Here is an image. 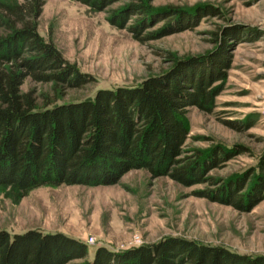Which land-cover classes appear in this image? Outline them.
<instances>
[{"label": "rangeland", "instance_id": "rangeland-1", "mask_svg": "<svg viewBox=\"0 0 264 264\" xmlns=\"http://www.w3.org/2000/svg\"><path fill=\"white\" fill-rule=\"evenodd\" d=\"M128 2L98 11L75 0H45L40 36L89 81L68 88L27 79L22 92L34 91L39 108H51L95 99L100 91L133 88L174 70L191 74L230 60L226 76L212 85L220 92L213 112L187 108L190 134L182 147V157L195 150L216 156L217 167L206 175L215 185L184 186L140 169L113 185H47L25 196L1 187L0 231L63 234L84 243L86 257L69 264L93 262L100 249L121 252L171 239L264 256V199L242 212L198 195L248 176L264 158V0H150L161 19L141 38L166 24L178 28L182 20L189 27L149 40L136 39L128 29L137 16L124 29L110 22L111 10ZM171 8L178 15H171ZM182 63L183 69L177 68ZM254 178L244 191L260 183Z\"/></svg>", "mask_w": 264, "mask_h": 264}, {"label": "trees", "instance_id": "trees-1", "mask_svg": "<svg viewBox=\"0 0 264 264\" xmlns=\"http://www.w3.org/2000/svg\"><path fill=\"white\" fill-rule=\"evenodd\" d=\"M75 1L103 11L120 0ZM44 5L45 0L20 4L0 0V188L13 187L25 196L47 185H113L140 169L184 186L215 185L214 178L206 175L217 167L216 156L195 150L192 156L182 157V147L190 134L187 108L213 112L220 92L212 85L226 76L230 60L191 74L174 70L133 88L100 91L95 99L40 109L34 91L22 92L27 79L68 88L89 81L40 36L38 20ZM169 10L178 15V10ZM156 11L150 0H129L111 10L110 22L124 29L128 19L137 16L128 29L141 40L189 27L182 20L178 28L166 24L141 38L160 21ZM251 177L260 183L254 181L244 191ZM198 195L250 212L264 199V158L248 176ZM87 253L84 243L63 234L29 231L11 236L0 231V264H69ZM82 264H264V256L171 239L121 252L100 249L93 262Z\"/></svg>", "mask_w": 264, "mask_h": 264}]
</instances>
